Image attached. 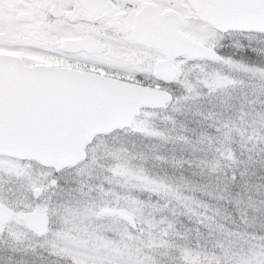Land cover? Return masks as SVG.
Segmentation results:
<instances>
[{
	"label": "snow or ice",
	"instance_id": "snow-or-ice-1",
	"mask_svg": "<svg viewBox=\"0 0 264 264\" xmlns=\"http://www.w3.org/2000/svg\"><path fill=\"white\" fill-rule=\"evenodd\" d=\"M0 264H264V0H0Z\"/></svg>",
	"mask_w": 264,
	"mask_h": 264
}]
</instances>
